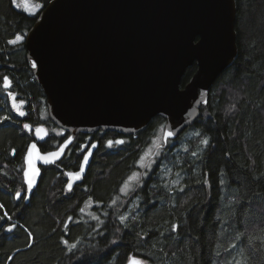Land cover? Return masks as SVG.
Returning <instances> with one entry per match:
<instances>
[{"label": "trees", "instance_id": "16d2710c", "mask_svg": "<svg viewBox=\"0 0 264 264\" xmlns=\"http://www.w3.org/2000/svg\"><path fill=\"white\" fill-rule=\"evenodd\" d=\"M41 1L47 7L51 0ZM236 2L238 60L213 86L196 124L163 148L131 196L121 189L163 118L114 151L95 137L101 144L85 181L68 192L65 173L83 158L85 135L77 136L62 162L42 168L26 204L16 199L26 190L24 160L34 141L24 124L48 128L43 152L69 134L51 121L27 60L25 38L39 16L0 0V264H127L132 256L147 264H264V0ZM16 36L24 41L9 43ZM8 92L27 102L26 120L13 114ZM88 198L96 207L84 213ZM13 223L17 229L6 234Z\"/></svg>", "mask_w": 264, "mask_h": 264}, {"label": "water", "instance_id": "95a60500", "mask_svg": "<svg viewBox=\"0 0 264 264\" xmlns=\"http://www.w3.org/2000/svg\"><path fill=\"white\" fill-rule=\"evenodd\" d=\"M237 12L236 0H51L26 36L25 47L30 69L47 98L50 119L72 143L54 164L36 161L40 175L32 190L21 192L17 200L30 203L42 168L62 162L79 135L100 131L137 135L160 117L166 121L163 141L167 132L174 133L164 145L178 140L196 124L213 86L238 60ZM194 66L196 72L183 85ZM13 95L25 115L13 107L10 97L13 114L24 121L27 102ZM26 124L31 130L24 129L35 139L31 144L41 155L62 147L64 142L43 152L40 144L48 140V128ZM37 128L48 135L40 139ZM99 147L82 146L84 152L89 148L85 156L91 155L82 178L67 188L69 192L85 181ZM28 150L26 189L31 174ZM95 207L89 198L82 211ZM16 229L13 223L6 234Z\"/></svg>", "mask_w": 264, "mask_h": 264}, {"label": "snow or ice", "instance_id": "6c2138e0", "mask_svg": "<svg viewBox=\"0 0 264 264\" xmlns=\"http://www.w3.org/2000/svg\"><path fill=\"white\" fill-rule=\"evenodd\" d=\"M20 40H22V37L21 36H16V38L14 40H12V41H9V43L16 44ZM32 67L33 68H36L37 67V64H36L35 61H33ZM3 79H4V88L7 89L10 86L11 81L9 80L8 77H4ZM8 96L12 97V99H13V107L16 108V110L19 112V114L21 116L25 115V112L20 111L19 106L15 103L16 97L13 95V93L8 92ZM5 119H8V117H5ZM24 127L26 129L31 130L30 125L25 124ZM41 133H43V135H41ZM35 134L40 139H44V137L48 135L47 131L44 130L43 128H37V129H35ZM173 135H174L173 132H167L166 135H165V137H164V142L166 143L168 141V138L169 137H172ZM197 135H199V133H197ZM71 143H72V139L66 137L65 138V141H64V143L62 145V147H60L58 151L49 152L46 155H41L40 154L39 149L37 148V145L35 143L31 144V146H30V148L28 150V156H27L28 163H29V166H30V169H31V174L29 175L28 187H27L26 191L30 192L32 190L33 185L36 182V177H38L40 175V169L36 167V161L37 160H40V161L43 162L44 165L54 164L55 163V160L60 158V156L64 153V150ZM115 143H117V144H123L124 141L123 140H119V141H116ZM202 143L204 145H207L209 143V141L207 139H204V140H202ZM108 145L111 147L113 145V142L112 141H109L108 142ZM157 147L158 148H161V147H163V145L161 144V145H158ZM151 154H152V151H151V149H149V151L147 153H145V156L141 158V161H140V166L141 167H150V165H146L144 163V160L147 159V157L150 156ZM90 155H91V153H88V155L84 156V158H83V164L81 165V168H80V171L79 172H76V173L69 172V173L66 174L68 177H70V180H69V182L67 184V188L69 190L72 189L73 183L75 181H79L82 178L81 173L84 171V165H87L88 159H89V156ZM157 155H159V153H157ZM192 155L195 156V155H197V153L193 152ZM145 175H146V173H145ZM177 175H179V174H177ZM140 178H141V174L139 172H134L128 178V181L129 182L125 184L124 188L125 189H128L129 183H131L133 181L139 182ZM180 190L183 191L182 188ZM17 197L18 198L20 197V193H17ZM122 219H125V218L122 217ZM174 230H175V228H174ZM8 231H12V228H9ZM232 247H235V245H233ZM129 264H147V262H145L143 260H137L135 258H130L129 259ZM237 264H246V262L243 261V260H240V261L237 262Z\"/></svg>", "mask_w": 264, "mask_h": 264}, {"label": "rangeland", "instance_id": "374dc122", "mask_svg": "<svg viewBox=\"0 0 264 264\" xmlns=\"http://www.w3.org/2000/svg\"><path fill=\"white\" fill-rule=\"evenodd\" d=\"M15 5L17 8L26 11L28 14L37 15V16H39L42 13V11L46 8L44 1H41V0H39V1L38 0H15ZM21 41H24V38H22V40H20L18 42H21ZM165 126H166V123L156 132V134L154 135V138L151 141L150 145L143 151L142 156L140 157V159L138 161V165H137L138 169L135 172H139L141 174V178H140L139 182L141 181L142 177L145 178L149 175V172H150L149 170H151L153 168L154 164L157 162V159L160 157V155L162 153L163 147L165 146L164 141H163ZM53 130H55V129H53ZM161 144L163 145V147L158 148L157 146L161 145ZM149 149H151L152 154L150 156H148L147 159L144 160V163L146 165H150V167H141L140 166L141 158L145 156V153H147L149 151ZM157 153H159V155H157ZM145 173H146V175H145ZM128 182L129 181L127 179L126 182L124 183L122 189H121V195L123 197H126V198L131 196L139 186V182L133 181V182L129 183L128 189H125L124 186Z\"/></svg>", "mask_w": 264, "mask_h": 264}, {"label": "flooded vegetation", "instance_id": "af4514ba", "mask_svg": "<svg viewBox=\"0 0 264 264\" xmlns=\"http://www.w3.org/2000/svg\"><path fill=\"white\" fill-rule=\"evenodd\" d=\"M20 99V98H19ZM22 100V99H21ZM26 124V123H25ZM24 124V125H25ZM140 134V133H139ZM139 134L137 135H125L123 133H118V132H104V131H100L96 134H93V135H85V142L81 143V148L83 145L85 144H89V148L94 144V143H99L101 144V142L99 140H96L95 137L98 139L100 137H97L98 135H100L102 138H104V140H106V147L108 148L109 151H114V150H117L118 147L120 146H123L125 142H129L130 140H135L136 138H138ZM33 135V134H32ZM35 140V139H34ZM119 140H123L124 143L123 144H117L115 143L116 141H119ZM109 141H112L113 142V145L110 147L108 145V142ZM170 144V143H169ZM89 148L87 149V151L89 150ZM163 148H166V146H164ZM87 151H82L83 152V158L85 156V154L87 153ZM83 158H82V161H83ZM82 161L80 163V166L77 170H74V171H66L65 174L69 173V172H77L80 167H81V164H82ZM24 163H25V160H24ZM25 170V168H24ZM144 177H142L141 181L143 180ZM66 179H67V182H66V190H67V184H68V178H67V175H66ZM140 181V182H141ZM139 182V183H140ZM84 183V182H83ZM82 183V184H83ZM80 184V185H82ZM80 185H77L76 187L80 186ZM75 187V188H76ZM74 188V189H75ZM68 191V190H67ZM24 192V191H22ZM69 192V191H68ZM72 192V191H71ZM21 193V192H20ZM17 199V198H16ZM89 199V198H88ZM84 203V202H83ZM83 205V204H82ZM81 210H82V206H81ZM92 211V210H91ZM89 211V212H91ZM89 212H84V213H89Z\"/></svg>", "mask_w": 264, "mask_h": 264}, {"label": "built area", "instance_id": "2783aa9c", "mask_svg": "<svg viewBox=\"0 0 264 264\" xmlns=\"http://www.w3.org/2000/svg\"><path fill=\"white\" fill-rule=\"evenodd\" d=\"M34 80V79H33Z\"/></svg>", "mask_w": 264, "mask_h": 264}]
</instances>
